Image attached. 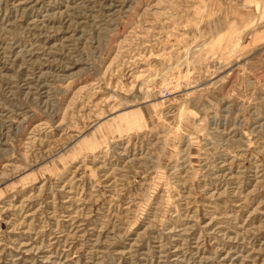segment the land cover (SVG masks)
I'll list each match as a JSON object with an SVG mask.
<instances>
[{"label": "rangeland", "instance_id": "1", "mask_svg": "<svg viewBox=\"0 0 264 264\" xmlns=\"http://www.w3.org/2000/svg\"><path fill=\"white\" fill-rule=\"evenodd\" d=\"M0 264H264V0H0Z\"/></svg>", "mask_w": 264, "mask_h": 264}]
</instances>
